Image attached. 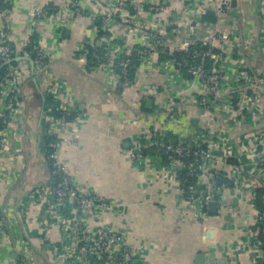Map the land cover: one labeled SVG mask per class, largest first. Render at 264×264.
<instances>
[{
	"label": "crops",
	"instance_id": "1",
	"mask_svg": "<svg viewBox=\"0 0 264 264\" xmlns=\"http://www.w3.org/2000/svg\"><path fill=\"white\" fill-rule=\"evenodd\" d=\"M236 1L235 7L223 9L222 0H125L122 17L114 11L116 0H12L8 40L16 56L23 57L17 64L24 82L11 127L22 131L23 138L14 144L15 151L4 153L0 160V213L5 221L4 230H0V264H16L18 256L26 258V264H67L57 258L62 248L58 225L54 223L49 236L45 234L39 218L44 205L32 193L48 177L43 141L48 127L46 107L53 102L50 91L31 70L30 58L23 55L34 35L35 46L47 56L52 84L65 82L60 100H72L79 112L76 134L61 146L59 159L68 166L75 183L122 204L118 212L105 213L101 222L126 230L128 245L146 264H197L199 254L204 256V264H219L220 260L250 264L252 249H242L237 240L243 236L244 219L251 221V213L227 185L229 179L219 184L218 176L215 212H209L207 206L199 216L180 200L175 183L128 159L131 141L163 121L166 132L174 138L173 131L181 125L185 133H191L210 120L213 130L222 129L233 142L242 132L256 131L260 126L248 122L233 128L219 106L208 110L190 101L176 106L173 117L158 114L159 100L166 96L177 100L174 94L184 81L191 83L185 94L196 92L198 80L178 70L169 60L172 54L178 47L200 42L205 29L218 23L222 29L234 22L240 24L247 40L240 45L244 59L252 69L264 72V33L257 0ZM157 4H164L165 10L150 11L149 7ZM206 11L215 14L216 22L202 21ZM42 13L46 16L41 17ZM103 16L110 18L102 23ZM97 22L109 38L112 58L135 45L148 51L128 88L110 77L109 65H89L86 44L105 55L108 51L100 40ZM237 59L233 49L224 51V83L216 104L221 107L237 84ZM112 73H116L115 68ZM147 99L151 101L146 106ZM4 106L0 95V110ZM4 160L8 168L3 167Z\"/></svg>",
	"mask_w": 264,
	"mask_h": 264
},
{
	"label": "built area",
	"instance_id": "2",
	"mask_svg": "<svg viewBox=\"0 0 264 264\" xmlns=\"http://www.w3.org/2000/svg\"><path fill=\"white\" fill-rule=\"evenodd\" d=\"M12 0H0V66L17 54L8 40V30L12 15ZM125 0H116L114 11L123 17ZM150 11H164V4L152 5ZM76 12L78 7L75 8ZM143 9H141L142 11ZM116 13V14H118ZM257 13L262 21L264 33V0H257ZM41 17L46 14L42 13ZM110 16H103L104 23ZM222 23L205 29V36L200 45L178 47L183 52V60L169 59L178 68L186 71L193 79H197L195 91L185 94L191 83L184 81L175 92V99L167 96L159 101L160 115H176V106L190 101L208 110L219 106L220 112L227 114V122L234 128L252 123L259 126L256 131H244L233 142L222 129L211 128L210 120L201 123L191 133H185L181 125L173 131L174 138L164 128L166 123L152 127L149 133L131 141L128 149L130 163L141 168L149 167L156 177L172 181L178 186L180 200L183 201L195 215H202L210 202H216L215 184L218 176L232 180L234 193L243 200V204L251 213V221L244 219L243 236L237 240L242 249H252L253 256L250 264H264V72L248 66L243 56L245 33L237 22L222 29ZM207 30V31H206ZM100 40L107 45V58L95 66L108 64L112 68L111 76L118 84L128 88L133 81L127 76V69L131 61V54L137 55L141 62L147 55V49L135 45L127 52L116 55L109 49V38L105 33L100 34ZM216 42L219 45H215ZM219 48V51L215 49ZM233 49L239 61L237 84L231 90L226 103L219 102L224 83L222 61L224 51ZM105 51V48H104ZM98 51L91 55L99 61ZM34 53V58L30 56ZM23 55L32 59L31 70L40 78L45 90L53 96L52 104L46 107V136L52 139L43 141L45 147V162L48 168L46 181L35 188L37 200L44 205L40 212V222L47 236L54 223L61 232L62 248L57 258H62L67 264H146V260L138 256L128 245V233L122 228L114 229L107 223L101 222L105 213H115L121 208V202L108 196L97 194L87 185L75 183L66 164L59 159L61 146L76 134V120L79 112L75 103L62 102L61 92L66 90L63 80L52 84L49 79V62L44 51L37 49L34 42L28 41ZM105 55V53H104ZM105 55V56H106ZM213 65L207 68L208 61ZM119 71L113 74L114 63ZM20 64L8 65L6 72L0 75V95L4 98L5 106L0 110V160L4 153L15 151V143L20 142L23 133L14 131L11 120L15 106L19 105V96L24 82ZM116 75V76H115ZM60 89V92H59ZM156 93V92H155ZM154 93V94H155ZM159 97V94L156 93ZM157 97V98H158ZM234 98V99H233ZM169 117V116H168ZM257 124V125H256ZM262 124V125H261ZM186 130V128H185ZM57 132V133H56ZM174 140V141H173ZM155 147L156 155H147L145 148ZM218 152H221L219 156ZM165 160L164 161V158ZM9 159H12L9 157ZM7 163L6 166L7 167ZM228 167L222 170L220 167ZM8 168V167H7ZM181 171L184 176L180 177ZM188 177L190 179L188 180ZM227 209H229L226 206ZM228 211V210H227ZM4 217L0 213V230H4ZM26 258L17 257L16 264H26Z\"/></svg>",
	"mask_w": 264,
	"mask_h": 264
},
{
	"label": "trees",
	"instance_id": "3",
	"mask_svg": "<svg viewBox=\"0 0 264 264\" xmlns=\"http://www.w3.org/2000/svg\"><path fill=\"white\" fill-rule=\"evenodd\" d=\"M216 19H217V17H216L215 14H214L213 12H211V11H206V12L202 15V21H208V22H212V23H213V22H216ZM97 25H98V27L100 28L101 22H97ZM99 32H100V34L105 33V32H103V31L101 30V28L99 29ZM34 39H36V36H35V35L32 36V40H30V41L34 42ZM199 45H200V43H199V42H198V43L196 42V43H193L192 46H196V47H198ZM86 48H87L88 51H89V53H88V61H89V65H93V66H95L98 62H104V61L106 60V56L104 55V53H100V52L98 51L97 53L101 56V59H100L99 61H97V60L94 59L93 56L91 55V52L93 51V48L90 47L88 44H86ZM30 56H31L32 58H34V53H31ZM172 57L175 58L176 60H180V61L183 60L184 58H186V57H185V54H184L183 52H180V51H178V52H174V53L172 54ZM16 64H17V61H15V60H11L8 64H5V65L1 66V67H0V75L4 74V73L6 72V69H7V66H8V65L14 66V65H16ZM139 64H140V61L138 60L137 55H135L134 53H132V54H131V61H130V64H129L128 69H127V76H128L132 81L134 80L135 73H136V69H137V67H138ZM212 65H213V63H212V61L210 60V61H208L206 67H207V68H210ZM114 68H115L116 71H119V68H118L116 62L114 63ZM183 74H184L185 76L188 75V73H187L186 71H183ZM120 87H121V86H120ZM45 138H46V140H48V139H52L53 137L48 135V136H44V140H45ZM144 152H145L147 155H156V154H157V151H156L155 147H152V146H150V147H148V148H145V149H144ZM163 158H164V161H166V160H165V157H163ZM181 176H184V171H181V173H180V177H181ZM189 179H190V177H188V180H189ZM190 180H191V179H190Z\"/></svg>",
	"mask_w": 264,
	"mask_h": 264
},
{
	"label": "water",
	"instance_id": "4",
	"mask_svg": "<svg viewBox=\"0 0 264 264\" xmlns=\"http://www.w3.org/2000/svg\"><path fill=\"white\" fill-rule=\"evenodd\" d=\"M236 4H237V1L236 0H222L221 8L224 9V8H226V6L235 7ZM22 58H23L22 56H15L11 60L18 61V60H20ZM30 62H31V66H33V62H32L31 59H30ZM6 63L7 62H4L1 66L5 65ZM150 101H151L150 99H147L146 100V102H145L146 106L150 103ZM195 122H196V119L193 120V123H195ZM221 181H222L221 179H218V183L219 184L221 183ZM226 183H227V185L229 187H232L233 186V182L230 179ZM217 193L220 194V191H218ZM215 208H216V203L215 202H210L208 204V210H209V212H211V213L215 212ZM209 234H211V233L209 232ZM210 237H211V235L208 236V238H210ZM219 249L221 250L222 248L219 247ZM212 250H214V248H212ZM210 257L213 258V255H211ZM196 260H197V264H204V256L203 255H201V254L197 255L196 256ZM210 264H215V263L214 262H211ZM219 264H225V261L224 260H220Z\"/></svg>",
	"mask_w": 264,
	"mask_h": 264
},
{
	"label": "rangeland",
	"instance_id": "5",
	"mask_svg": "<svg viewBox=\"0 0 264 264\" xmlns=\"http://www.w3.org/2000/svg\"><path fill=\"white\" fill-rule=\"evenodd\" d=\"M105 67L106 66H108V64H103ZM6 159V158H5ZM2 164H3V167H5L6 166V160H4L3 162H2Z\"/></svg>",
	"mask_w": 264,
	"mask_h": 264
}]
</instances>
